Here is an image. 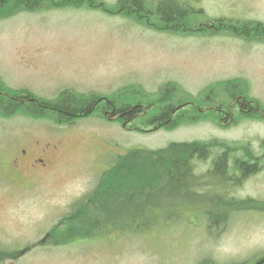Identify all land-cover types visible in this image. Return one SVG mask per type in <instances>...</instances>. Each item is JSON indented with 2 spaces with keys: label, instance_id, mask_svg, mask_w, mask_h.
I'll return each mask as SVG.
<instances>
[{
  "label": "rangeland",
  "instance_id": "rangeland-1",
  "mask_svg": "<svg viewBox=\"0 0 264 264\" xmlns=\"http://www.w3.org/2000/svg\"><path fill=\"white\" fill-rule=\"evenodd\" d=\"M189 2L202 15L184 26L193 30L204 25L202 33H171L149 18L128 17L116 0L34 13L0 8V83L54 101L61 91L110 96L127 86L151 95L166 83L177 84L179 93L198 96L209 85L240 80L250 100L264 107V38L211 28L219 19L264 26V0ZM231 106L232 112L219 114L215 122L200 120L152 132L129 122L123 128V122L108 117L110 111L70 124L16 110L0 116V264L254 263L264 256V206L234 214L216 228H208L207 216L201 213L200 207L210 208L207 199L199 203L193 198L178 203L170 221L139 235L118 231L94 236L96 225L90 223L91 229L84 232L88 223L76 224L88 210L93 218L97 214L98 202L86 197L114 158L170 143L214 141L222 149L237 145L236 156L248 153L261 166L232 195L264 203V117L238 115L239 106ZM4 108L0 101V109ZM180 111L187 118L193 114L190 106ZM35 141L57 144L58 151L44 167L13 171L10 163L16 148L31 143L27 149L31 162L37 153ZM195 167L203 175L211 162ZM82 201L86 207L76 208ZM108 206V211L118 209ZM115 214L110 218L116 219L115 225L123 229L129 225L120 211ZM158 214L163 213L151 215ZM44 237L48 239L42 241Z\"/></svg>",
  "mask_w": 264,
  "mask_h": 264
},
{
  "label": "trees",
  "instance_id": "trees-1",
  "mask_svg": "<svg viewBox=\"0 0 264 264\" xmlns=\"http://www.w3.org/2000/svg\"><path fill=\"white\" fill-rule=\"evenodd\" d=\"M87 1L92 0H0V8L16 7L20 12L34 13L63 7L81 8ZM148 1L116 0V3L119 11H125L126 16L149 18L171 33L189 31L190 28L184 25L194 23L202 15L201 10L195 11L191 6L190 0ZM216 22L217 28L230 30L235 35L258 37L263 33L261 29L264 30L260 23L249 26L220 19ZM243 84L240 80L217 82L207 86L198 96L179 93L178 85L174 83L160 86L158 92L151 95L140 87L131 86L110 96H83L65 91L56 100L49 102L33 97L26 91H12L0 83V101L5 102L4 110L0 109V116H11L16 110V113L33 118L48 117L59 124H70L78 116L100 112L109 115L107 111H110L111 116L108 117L116 122L142 125L151 128L149 132L172 131L181 125L200 120L215 122L219 114H229L234 109L231 104L240 107L238 115L258 117L259 109L264 112V107L255 101L249 104L251 100L245 94ZM90 101L93 103L91 106L88 104ZM186 106H190L193 111L188 116L193 117L192 121L180 111ZM218 149H222L218 142L192 141L170 143L159 150L135 149L114 158L113 163L102 173L93 193L86 197L88 201L94 199L98 202L94 208L97 214L93 218V211L88 210L76 218V224L87 222L84 228V232H87L92 227L90 223H93V226L96 225L92 228L96 231L94 236L106 233L117 235L118 231L121 234L133 232L130 234L139 235L157 229L156 226L163 221H170L175 217L171 213H176V205L191 198L199 203L207 199L210 203L209 209L200 207L201 213L207 216L208 228L219 227L217 225L222 220L225 223L234 214L260 210L264 203L253 202L250 198L237 200L232 195L238 184H242L247 176L257 171L258 164L251 162L248 153L236 156L234 150L237 145L228 146L221 153L215 151ZM207 161L211 162L210 170L198 175L195 166ZM85 203L80 202L75 207L85 208ZM111 204L116 205L118 209L115 210L130 221L124 229L115 225L116 219H110L116 216V211H108V205ZM155 211L163 214L151 215ZM207 262L204 261V264Z\"/></svg>",
  "mask_w": 264,
  "mask_h": 264
},
{
  "label": "flooded vegetation",
  "instance_id": "flooded-vegetation-1",
  "mask_svg": "<svg viewBox=\"0 0 264 264\" xmlns=\"http://www.w3.org/2000/svg\"><path fill=\"white\" fill-rule=\"evenodd\" d=\"M252 103H254V102H252ZM239 108L240 107H238V111L241 110ZM231 112H232V110H231ZM30 144L31 143H28L27 146H24V148H21V149H17L16 148L14 159H12L11 163H10L13 171H18V173H23L24 171H27V170L31 171L35 165H40V166L44 167L46 162L49 161L48 157L49 156L53 157L54 154L58 151V145L57 144H51L50 142H42L41 143L39 141H35L34 148H36L37 153H36V156L30 162V158L28 159V154L29 153H28V150H27V149H29ZM19 145H21V144H19ZM251 162L252 163H257L258 159L252 158ZM258 166H261V164H258ZM209 170L210 169H208V171ZM257 171H259L258 167H257ZM240 184H238V187H239ZM22 251H23V249H20L18 251L19 255H21ZM23 253H22V255H23ZM15 258H17V257H15ZM257 264H264V260L261 261V263L257 262Z\"/></svg>",
  "mask_w": 264,
  "mask_h": 264
}]
</instances>
